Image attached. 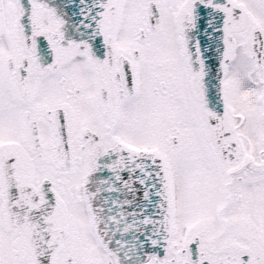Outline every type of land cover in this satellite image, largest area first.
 I'll use <instances>...</instances> for the list:
<instances>
[{
    "label": "snow or ice",
    "instance_id": "6c2138e0",
    "mask_svg": "<svg viewBox=\"0 0 264 264\" xmlns=\"http://www.w3.org/2000/svg\"><path fill=\"white\" fill-rule=\"evenodd\" d=\"M0 264H264V0H0Z\"/></svg>",
    "mask_w": 264,
    "mask_h": 264
}]
</instances>
